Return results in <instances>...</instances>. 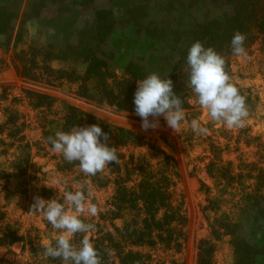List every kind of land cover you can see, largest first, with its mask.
I'll return each mask as SVG.
<instances>
[{"label":"rangeland","instance_id":"obj_1","mask_svg":"<svg viewBox=\"0 0 264 264\" xmlns=\"http://www.w3.org/2000/svg\"><path fill=\"white\" fill-rule=\"evenodd\" d=\"M239 3L240 0H0V17L5 21L11 17L9 28L0 35V123L4 111L21 115L25 123V143H21V147L26 142L34 145L31 166L19 174L11 171V166L16 165L19 158H26V151L17 149L19 144L16 143L11 147L12 141L6 134L0 136L1 204L8 206L11 220L19 223L21 234L30 232L34 242L38 238L44 247L51 245L59 235L51 226L47 227L40 212L26 210L24 195L27 194L23 190L27 186L55 190L59 199L65 190H77L87 179L77 163L70 171L57 172V165L64 168L68 162L44 143V135L48 138L62 130L66 112L72 107L99 122L135 132L148 146L118 151L124 156L122 162L132 154L153 155L151 147H154L164 151L177 164L179 178L170 176V168L166 176L172 204L181 206L185 218L181 246L178 251L160 245L141 249L150 257V264H196L197 244L210 239L209 224L223 215L242 225L240 240L257 248L260 256L255 264H264V188H258L262 186L260 183L255 185L256 179H246L247 173L253 172L256 178L262 175L264 181V45L260 37L247 51V58L233 56L231 59L230 82L251 92L245 94L250 96L249 103L246 102L249 115L240 127L228 128L222 121L212 120L202 109L196 120L206 132H193L191 123L185 121L175 132L166 122L162 123L160 117L155 118L159 121L157 128L145 131L135 116L82 99L79 96L81 82L76 79L84 76L82 50L87 46L98 48V57L118 79L126 78L125 67L130 61L144 68L146 76L167 74L179 58L180 47L188 43L189 31L203 21L234 14L239 10ZM33 7L40 8L39 16L21 22L23 15L32 13ZM96 10L109 13L101 35L95 31ZM31 47L41 51L43 58H49L46 63L37 59L40 70L32 67ZM20 51L26 53L24 62L26 69L35 73L34 81L23 80L17 75L15 64L21 62L15 56ZM44 66L55 73L45 71ZM86 85L93 91L92 81ZM29 91L51 97L52 107L32 109L26 95ZM211 144L223 150V166L219 168L229 169L228 162H231L232 174L244 175L241 185L240 180L219 179L217 173L212 179L207 175L206 166L212 160ZM151 161L156 165L157 160ZM108 171L105 168L99 172V176L109 181L106 187L99 189L90 184L87 187L90 202L98 208L95 217L82 216L87 220L98 222L99 213L111 202L115 177ZM124 177L131 181L130 187L137 182L132 175L124 173ZM37 178L39 184H36ZM201 183L205 187H201ZM244 191L252 196L246 197ZM217 198L224 202L217 206ZM214 244V264L235 263L231 238L221 236ZM33 257L30 248L24 251L21 244L0 248V264H33Z\"/></svg>","mask_w":264,"mask_h":264},{"label":"trees","instance_id":"obj_2","mask_svg":"<svg viewBox=\"0 0 264 264\" xmlns=\"http://www.w3.org/2000/svg\"><path fill=\"white\" fill-rule=\"evenodd\" d=\"M239 4V10L234 14L225 16L222 19L203 21L194 30L189 31L187 34L188 43L180 47L178 60L172 65L167 74L161 75L162 78L171 79L173 91L183 101V108L185 110L184 121L187 123H191L196 119L198 120L202 114L201 106L197 103L196 97L187 86L186 55L188 48L196 41H200L205 47H212L225 58V71L231 78V59L235 56L230 47L233 35L239 32L246 37L244 43L246 51L251 48L259 37L264 45V0L242 2L240 0ZM32 9L30 15H23L21 22L24 23L39 16L40 8L33 7ZM94 15L95 31L98 35H101L100 33L106 25L109 13L104 10H96ZM10 20L11 17L6 21L0 17V35L5 34V31L10 26ZM16 46L17 44H15V48ZM29 52L32 58L31 64L32 67L36 68L35 70H40L36 63L37 59L41 58L43 63H46L49 59L47 57L43 58L42 52L32 47L29 49ZM24 55H26L24 51L16 54L15 59L18 57V62H21V64H17L16 61L15 70L21 79L34 81L36 79L35 73H31L26 69ZM82 55L85 59L84 76L81 78L76 77L81 82L79 96L98 105H106L115 112L135 116L137 121L142 123L141 118L135 113L133 99L137 89V81L146 76L144 74L145 69L130 61L125 67L126 78L118 79L111 72L106 62L98 57V48L95 46L84 47ZM43 69L49 73H55L48 66H44ZM90 81L94 83L93 91H90L86 85ZM233 85L239 89L240 94L249 103L250 96H246L245 94H251L250 90L239 88L236 84ZM26 95L29 105L34 110L49 109L53 105V99L48 95L35 91L26 92ZM2 118L0 136L6 134L7 138L13 142L10 144L11 147L16 143L19 144L17 149L26 151L27 157L23 160L19 158L15 162L16 165L11 166L13 168V170L11 168V171L23 174L31 166V150L34 145L26 142L21 147V143H25L23 137L25 123L22 122L21 115L16 112L4 111ZM152 119V117H149L150 121ZM160 119L162 123H165L163 116H160ZM94 124L100 126L102 131L108 136L107 141L101 137V142L116 147L117 151L148 147L135 132L99 122L90 115L72 107L68 108L66 112L61 131H68L73 126L87 127ZM44 143L52 150L45 135ZM151 150L154 152L153 155L143 154L135 156L132 154L125 162H122L124 156L118 154V162L109 163L106 170L108 169L109 174L115 177L113 180L114 195L111 202L107 204V208L103 213H99L98 222L81 217L85 223L93 225V228L88 233H77L72 237V242L79 245L83 236L87 235L99 253L101 264H115V262L116 264H150V257L140 251L141 249L155 248L160 245L166 249L178 251L181 246L179 241L183 237L182 229L185 226V218L181 212V206H174L172 204L171 194L167 192L169 178L166 176L167 170L170 168L171 170L168 172L170 176L172 174L176 178H179L176 172L177 164L172 157L168 156L161 149L151 147ZM210 153L212 160L206 166L207 175L212 179L214 178V174L217 173L219 179H225L227 182L240 180L241 185V179L244 175L241 173L232 174L231 162H228L229 169L219 168L223 163V150L219 146L211 144ZM152 159L157 160L156 165L152 164ZM170 164L171 166L169 167ZM76 165L75 162L67 163L64 165V168H60L57 165V172L70 171ZM124 173L137 178V182L133 187L128 186L131 181L124 177ZM259 173H262V171ZM99 175L97 173L95 176H87V179L79 185L86 189L89 184L99 189L106 187L109 181ZM11 177H14V175L11 174ZM246 179H256L257 183L255 185L257 186L260 183L262 186L258 188H264L262 175L256 178L253 176V172H248ZM35 181L36 184L40 182L38 178ZM200 185L201 187H205L203 183ZM1 187L0 185V248H11L14 245L21 244L24 251L27 247L30 248L32 256H34L33 264H62L59 258L46 257L44 255L45 247L41 245L38 238V241L34 242L30 232H26V234L20 233L21 228L19 223L11 220L8 206L1 204V200L3 199ZM72 189L68 188L67 190L72 191ZM23 192L27 194L24 195V201L27 203L25 207L29 212L32 211V205L35 203L36 197L51 200L57 199L58 195L57 191L47 189L44 186H37V188L27 186ZM244 195L246 197L252 196L246 191H244ZM7 197L8 194L5 196V199ZM57 200L63 202V197ZM215 202H217L218 206L224 201L222 198H217ZM45 223L47 227L51 226L47 221ZM209 229L210 239L201 240L197 244L196 264H214V242L218 241L221 236L231 238L235 255L234 264H255L256 259L260 256L259 251L257 248H253L240 240L239 233L242 230L240 223H234L227 215H223L214 218L211 224H209ZM54 243L55 240L51 242V245H54Z\"/></svg>","mask_w":264,"mask_h":264},{"label":"clouds","instance_id":"obj_3","mask_svg":"<svg viewBox=\"0 0 264 264\" xmlns=\"http://www.w3.org/2000/svg\"><path fill=\"white\" fill-rule=\"evenodd\" d=\"M245 39L239 32L233 35L230 41L233 55L247 58ZM186 68L187 86L207 115L214 121H222L228 128L243 126L249 115L246 99L230 82L225 71V58L212 47H205L196 41L188 48ZM133 103L145 131L159 126L156 117L163 116L167 126L175 132L185 120L183 101L173 91L171 79L155 73L137 81ZM149 117L153 119L150 121ZM191 128L195 133L207 131L197 120L191 122ZM101 137L108 140L107 134L98 125L73 126L68 131H57L54 136H49L48 143L64 161L77 163L80 172L86 176H95L110 162L117 163L119 160L117 148L102 143ZM88 195V190L81 186L74 191L65 190L63 202L35 198L32 211L42 213L43 218L59 232L54 245L45 247L46 257L59 258L62 264H101L99 253L87 235L83 236L79 245L72 242V237L77 233H88L93 228L81 217H95L98 214L97 206L90 202Z\"/></svg>","mask_w":264,"mask_h":264}]
</instances>
